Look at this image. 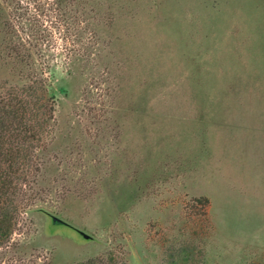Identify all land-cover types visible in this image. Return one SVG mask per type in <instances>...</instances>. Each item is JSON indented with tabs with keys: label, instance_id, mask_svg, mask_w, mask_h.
Listing matches in <instances>:
<instances>
[{
	"label": "rangeland",
	"instance_id": "rangeland-1",
	"mask_svg": "<svg viewBox=\"0 0 264 264\" xmlns=\"http://www.w3.org/2000/svg\"><path fill=\"white\" fill-rule=\"evenodd\" d=\"M0 12L47 67L37 205L71 226L29 213L0 264H264V0Z\"/></svg>",
	"mask_w": 264,
	"mask_h": 264
},
{
	"label": "trees",
	"instance_id": "trees-1",
	"mask_svg": "<svg viewBox=\"0 0 264 264\" xmlns=\"http://www.w3.org/2000/svg\"><path fill=\"white\" fill-rule=\"evenodd\" d=\"M7 15L0 12V63L11 71L10 79H0V248H10L12 234L33 211L47 216L51 232L52 225L71 227L37 205L38 194L43 193L37 183L43 161L34 152L41 144L39 135L53 118V96L47 90L46 65L38 67L34 61L35 37ZM17 78L20 81L10 82ZM170 256L168 264H176Z\"/></svg>",
	"mask_w": 264,
	"mask_h": 264
},
{
	"label": "water",
	"instance_id": "water-1",
	"mask_svg": "<svg viewBox=\"0 0 264 264\" xmlns=\"http://www.w3.org/2000/svg\"><path fill=\"white\" fill-rule=\"evenodd\" d=\"M52 218H53V219H57V220H58L59 222H61V223L67 224L65 221L61 220L60 218H58V217H56V216H53ZM78 232H79L84 238H89V236H88L86 233H84L83 231H81V230L78 229Z\"/></svg>",
	"mask_w": 264,
	"mask_h": 264
}]
</instances>
